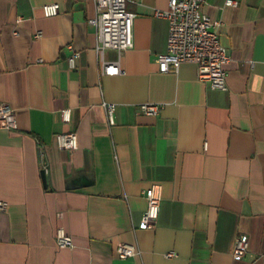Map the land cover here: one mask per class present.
Instances as JSON below:
<instances>
[{
  "label": "crops",
  "instance_id": "crops-1",
  "mask_svg": "<svg viewBox=\"0 0 264 264\" xmlns=\"http://www.w3.org/2000/svg\"><path fill=\"white\" fill-rule=\"evenodd\" d=\"M232 1L201 7L229 56L217 89L194 62L159 71L168 21L157 12L168 0L126 1L132 46L102 54L118 61L113 75L102 73L88 23L94 1L0 0V102L17 122L0 128V264H264V0ZM49 3L57 14L44 15ZM105 102L115 104L113 123ZM141 102L159 113H141ZM68 130L75 149L57 144ZM152 184L158 218L140 228ZM58 226L72 248L57 246ZM240 234L248 247L235 259ZM121 242L140 254L119 258Z\"/></svg>",
  "mask_w": 264,
  "mask_h": 264
},
{
  "label": "built area",
  "instance_id": "built-area-1",
  "mask_svg": "<svg viewBox=\"0 0 264 264\" xmlns=\"http://www.w3.org/2000/svg\"><path fill=\"white\" fill-rule=\"evenodd\" d=\"M95 4V14L88 19V23L96 29V50L101 56V70L104 74H119L122 69L118 61H107L102 58L105 49H114L119 54L132 46V25L135 12L126 8L127 0H92ZM204 0H168V8L157 12L168 21V35L166 51L156 56L160 72H175L183 62L196 64L197 77L210 84L212 88L225 89L227 71L224 65L229 56L226 47L221 44L216 24L207 14L202 12ZM227 5H234L232 0H226ZM59 11L57 3L43 5L45 16H53ZM41 32H36L35 37ZM71 49V46L68 45ZM79 52L71 50L67 56L69 66L74 67L75 59ZM109 123L114 121L115 104L105 102L103 104ZM161 105L155 102H141L138 110L146 115L159 113ZM63 122L70 120V108L60 110ZM0 128L15 130L17 128L14 108L0 102ZM56 141L59 147L75 149L77 146V134L74 130L58 133ZM146 199V207L141 215L140 228H152L158 218L161 188L159 184H152L143 190ZM6 202L0 200V209H4ZM55 242L58 247L72 248L73 240L62 226L55 230ZM248 247V237L240 234L235 240L232 255L235 259H241ZM116 254L119 258H127L140 254L139 248L131 243H118ZM174 252L166 253V256Z\"/></svg>",
  "mask_w": 264,
  "mask_h": 264
},
{
  "label": "water",
  "instance_id": "water-1",
  "mask_svg": "<svg viewBox=\"0 0 264 264\" xmlns=\"http://www.w3.org/2000/svg\"><path fill=\"white\" fill-rule=\"evenodd\" d=\"M42 176H43V178L45 179L44 171H42Z\"/></svg>",
  "mask_w": 264,
  "mask_h": 264
}]
</instances>
